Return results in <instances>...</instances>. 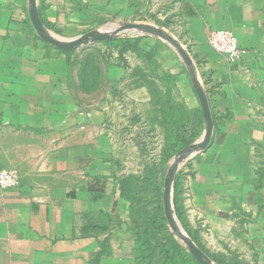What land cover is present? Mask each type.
<instances>
[{
  "label": "crops",
  "instance_id": "0c3cea01",
  "mask_svg": "<svg viewBox=\"0 0 264 264\" xmlns=\"http://www.w3.org/2000/svg\"><path fill=\"white\" fill-rule=\"evenodd\" d=\"M30 1L0 0V169L20 176L18 186L0 188V264H136L107 113L77 95L69 50L40 37ZM36 7L54 37L147 36L143 49L163 54V67L182 75L202 109L203 91L213 130L178 192L196 226L227 238L230 260L264 264V0H36ZM216 29L237 36L236 62L210 46Z\"/></svg>",
  "mask_w": 264,
  "mask_h": 264
},
{
  "label": "rangeland",
  "instance_id": "374dc122",
  "mask_svg": "<svg viewBox=\"0 0 264 264\" xmlns=\"http://www.w3.org/2000/svg\"><path fill=\"white\" fill-rule=\"evenodd\" d=\"M93 36L70 49L72 84L86 105L107 113L110 158L122 182L123 220L134 236L136 264H201L184 235L212 262L237 264L226 253L227 238L196 226L199 218L178 192L180 175L201 151L207 129L204 110L190 100L191 87L163 67L162 53L143 49V35L126 31L96 41ZM171 169L170 202L181 228H173L165 212Z\"/></svg>",
  "mask_w": 264,
  "mask_h": 264
},
{
  "label": "water",
  "instance_id": "95a60500",
  "mask_svg": "<svg viewBox=\"0 0 264 264\" xmlns=\"http://www.w3.org/2000/svg\"><path fill=\"white\" fill-rule=\"evenodd\" d=\"M36 10H37L36 0H31L30 1V15H31L33 25H34L36 31L39 33L40 37L43 40H45L46 42H48L54 46H57L61 49L70 50V49H73V48L83 44V43H87L90 40V38L89 37L86 38V36L75 38V39H65L64 37L59 38V37L51 36L49 33H47V31L43 27L41 20L39 18L38 11H36ZM105 37L106 36H104V35L97 34V35H94L91 38V40L96 41L99 39H103ZM197 93L201 99V102L203 105V110H204L203 113H204L206 120H207V129H206L205 138H204L205 142L203 143V147H205L209 143V140H210L209 138H211V133L213 130V121L211 118L209 105H208L207 99L205 97V94L199 88L197 90ZM173 177H174V172L171 169L169 171L168 177L166 178V181H165V212H166V216H167L170 224L172 225V227L173 228H181V223L179 222L178 219H176V217L174 215V209H173L171 202H170V197H171V193H172L171 187H172ZM184 241H185L186 245L189 247L193 256L201 264H217V263L212 262L203 253V251L199 247L194 245V243L188 239L187 235H184Z\"/></svg>",
  "mask_w": 264,
  "mask_h": 264
},
{
  "label": "built area",
  "instance_id": "2783aa9c",
  "mask_svg": "<svg viewBox=\"0 0 264 264\" xmlns=\"http://www.w3.org/2000/svg\"><path fill=\"white\" fill-rule=\"evenodd\" d=\"M209 43L214 51L224 54L231 62L241 56L238 38L233 31L226 29L213 30L209 35ZM20 184V176L14 169H0V188H14Z\"/></svg>",
  "mask_w": 264,
  "mask_h": 264
},
{
  "label": "trees",
  "instance_id": "16d2710c",
  "mask_svg": "<svg viewBox=\"0 0 264 264\" xmlns=\"http://www.w3.org/2000/svg\"><path fill=\"white\" fill-rule=\"evenodd\" d=\"M144 37H146V36H144ZM70 51H71V50H69V53H70Z\"/></svg>",
  "mask_w": 264,
  "mask_h": 264
}]
</instances>
